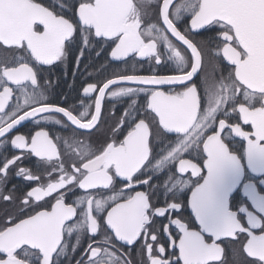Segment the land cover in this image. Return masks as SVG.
<instances>
[{
  "label": "snow or ice",
  "instance_id": "obj_1",
  "mask_svg": "<svg viewBox=\"0 0 264 264\" xmlns=\"http://www.w3.org/2000/svg\"><path fill=\"white\" fill-rule=\"evenodd\" d=\"M0 264H264V0H0Z\"/></svg>",
  "mask_w": 264,
  "mask_h": 264
},
{
  "label": "flooded vegetation",
  "instance_id": "obj_2",
  "mask_svg": "<svg viewBox=\"0 0 264 264\" xmlns=\"http://www.w3.org/2000/svg\"><path fill=\"white\" fill-rule=\"evenodd\" d=\"M203 38H209V39H210V37L208 36L207 33L205 34V37H197L198 40H199V39H203ZM149 67H150V66H149L148 64H144L143 68H142V69H139V70H140L143 74H148ZM138 68H139V66H138ZM60 71H62V72H67V71H69V79H71V67H68V66L65 65V66L62 67V69H61ZM129 71H131V67H129ZM159 71H160L161 73H164V72L166 71V69H164V68H159ZM164 87L167 88L168 86H164ZM64 91H67V89H65ZM72 95L74 96L75 94L73 93ZM109 107H111V104H110V103L106 104V108H109ZM117 115H119V112L117 113ZM33 127H35V126H34V125H29L28 128H21L20 131H21V132L30 131ZM245 127H247V126H245Z\"/></svg>",
  "mask_w": 264,
  "mask_h": 264
},
{
  "label": "trees",
  "instance_id": "obj_3",
  "mask_svg": "<svg viewBox=\"0 0 264 264\" xmlns=\"http://www.w3.org/2000/svg\"><path fill=\"white\" fill-rule=\"evenodd\" d=\"M101 59H103V57H101ZM66 66L71 67L70 65H66ZM67 72L69 73V71H67ZM81 72H83V66L81 68ZM77 79L80 80V79H82V77L78 76Z\"/></svg>",
  "mask_w": 264,
  "mask_h": 264
}]
</instances>
